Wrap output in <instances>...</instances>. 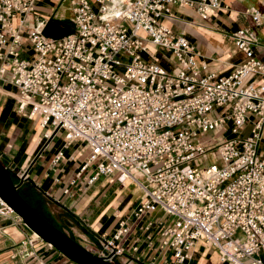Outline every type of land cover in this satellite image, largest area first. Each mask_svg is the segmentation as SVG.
Returning <instances> with one entry per match:
<instances>
[{
	"label": "built area",
	"instance_id": "2783aa9c",
	"mask_svg": "<svg viewBox=\"0 0 264 264\" xmlns=\"http://www.w3.org/2000/svg\"><path fill=\"white\" fill-rule=\"evenodd\" d=\"M34 3L0 0V77L8 74L5 81L18 89L19 109L30 106L29 117H41L66 143L87 145L91 156L81 173L95 164L89 184L119 174L122 183L139 187L136 217L161 208L172 223L160 231L158 246L171 250L177 263L203 241L226 264H264V62L255 54L260 9L247 7L253 25L232 34L245 62L228 76L199 77L196 47L159 18L171 5L207 18L221 0H128L118 19L107 18L112 0H72V28L63 36L36 28L24 33ZM25 39L33 61L22 59ZM149 42L173 55L172 71L159 64ZM256 76L263 81L249 82ZM251 116L248 137H226L240 134ZM0 215H16L27 227L2 201ZM29 231L22 247L41 240ZM102 245L112 263L123 254L111 242Z\"/></svg>",
	"mask_w": 264,
	"mask_h": 264
},
{
	"label": "crops",
	"instance_id": "0c3cea01",
	"mask_svg": "<svg viewBox=\"0 0 264 264\" xmlns=\"http://www.w3.org/2000/svg\"><path fill=\"white\" fill-rule=\"evenodd\" d=\"M127 2L112 0L107 18L118 19L117 12ZM34 4V11L24 16V33L31 28L53 32L71 23L72 0H35ZM249 6H256L264 16V0H221V7L212 10L207 18L199 17L193 8L171 5L159 21L175 32H184L196 47L199 77H223L245 62L232 34L253 25L245 12ZM14 24L18 26L20 19L15 18ZM257 34L260 47L255 54L264 62V23L257 28ZM148 46L161 66L166 62L169 68L162 66L164 69L172 71L176 67L171 53L151 42ZM22 59H35L26 39ZM203 65L207 69H201ZM5 79H9L8 74L0 77V161L17 184L27 174L21 194L56 228L100 257L107 254L102 244L111 242L123 253L114 259L116 264H226L203 241L196 243L183 263L175 261L171 250H160L159 233L172 223L171 218L157 206L136 217L143 193L130 180L122 183L119 174L101 176L89 184L95 164L82 173L81 168L91 150L82 142L66 143L62 132L42 125L41 117L30 118V106L19 109L18 89ZM262 81L261 76H256L249 82ZM30 235L16 215H0V264H77L42 240L33 247H22ZM29 251L34 255L28 256Z\"/></svg>",
	"mask_w": 264,
	"mask_h": 264
},
{
	"label": "water",
	"instance_id": "95a60500",
	"mask_svg": "<svg viewBox=\"0 0 264 264\" xmlns=\"http://www.w3.org/2000/svg\"><path fill=\"white\" fill-rule=\"evenodd\" d=\"M70 32L71 29L64 26L54 30L50 35L63 36ZM26 176L25 173L20 182L15 184L9 170L0 161V200L9 206L32 232L77 264H115L84 248L33 208L18 191Z\"/></svg>",
	"mask_w": 264,
	"mask_h": 264
},
{
	"label": "rangeland",
	"instance_id": "374dc122",
	"mask_svg": "<svg viewBox=\"0 0 264 264\" xmlns=\"http://www.w3.org/2000/svg\"><path fill=\"white\" fill-rule=\"evenodd\" d=\"M66 24H67L68 27H71V28H72V24H71V23H66ZM61 28H62V27H61ZM58 29H59V28H58ZM26 58H31V57L26 56ZM162 66L165 67L166 69L169 68L168 65L166 64V62L163 63ZM216 112H218V114H219V113L222 112V109H217ZM254 121H255V119H254L253 116L249 117L247 123H246L245 126L242 128L240 134H238V135H231L230 133H227L226 137H227V138H233V137L236 138V137H238V138H240V139H244V138L248 137V136L250 135L252 129H253ZM260 154H264V139H263V141H262V143H261V146H260ZM210 157H212V156H210ZM209 162H211V160H210ZM13 179H14V178H13ZM39 209H40L43 213H45V215H47V213L44 211L43 208H40V207H39ZM56 215H57V214H56ZM48 218H50V217H48ZM50 220H52V219H50ZM52 221H53V220H52ZM53 222L56 223L55 220H54Z\"/></svg>",
	"mask_w": 264,
	"mask_h": 264
},
{
	"label": "trees",
	"instance_id": "16d2710c",
	"mask_svg": "<svg viewBox=\"0 0 264 264\" xmlns=\"http://www.w3.org/2000/svg\"><path fill=\"white\" fill-rule=\"evenodd\" d=\"M65 26H67V25H65ZM68 27V26H67ZM70 29H71V27H69ZM46 34H48V35H50V33H51V31L50 30H47L46 32H45ZM11 174V173H10ZM11 177H12V179L14 178V176L11 174ZM13 181H14V183L15 184H17L16 183V181H15V179H13ZM19 191V193L21 194V192H20V189L18 190ZM21 196L23 197V195L21 194ZM24 198V197H23ZM25 199V198H24ZM26 200V199H25ZM27 201V200H26ZM28 202V201H27ZM29 203V202H28ZM30 204V203H29ZM31 205V204H30ZM32 206V205H31ZM33 207V206H32ZM34 208V207H33ZM41 214V213H40ZM42 215V214H41ZM43 216V215H42ZM44 217V216H43ZM45 219H47L46 217H44ZM48 220V219H47ZM49 221V220H48ZM50 222V221H49ZM51 223V222H50ZM52 224V223H51ZM53 225V224H52ZM54 226V225H53Z\"/></svg>",
	"mask_w": 264,
	"mask_h": 264
},
{
	"label": "bare ground",
	"instance_id": "6f19581e",
	"mask_svg": "<svg viewBox=\"0 0 264 264\" xmlns=\"http://www.w3.org/2000/svg\"><path fill=\"white\" fill-rule=\"evenodd\" d=\"M27 103V102H26ZM37 237H39L37 234H35Z\"/></svg>",
	"mask_w": 264,
	"mask_h": 264
}]
</instances>
